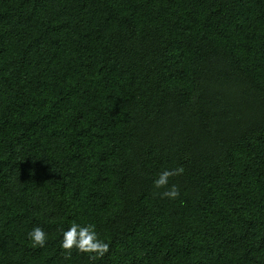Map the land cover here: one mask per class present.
Segmentation results:
<instances>
[{
  "label": "trees",
  "instance_id": "obj_1",
  "mask_svg": "<svg viewBox=\"0 0 264 264\" xmlns=\"http://www.w3.org/2000/svg\"><path fill=\"white\" fill-rule=\"evenodd\" d=\"M0 264H264V0H0Z\"/></svg>",
  "mask_w": 264,
  "mask_h": 264
},
{
  "label": "clouds",
  "instance_id": "obj_2",
  "mask_svg": "<svg viewBox=\"0 0 264 264\" xmlns=\"http://www.w3.org/2000/svg\"><path fill=\"white\" fill-rule=\"evenodd\" d=\"M183 172V167L165 168L153 179V187L164 189L161 193L163 197L176 199L180 195L179 189L175 184L169 185V179ZM26 239L33 248H44L48 243V233L43 227L36 226L27 232ZM59 247L66 257L71 256L75 249L78 254H87V258L93 262L110 253L109 242L101 238L96 225L91 222H72L68 227L62 228Z\"/></svg>",
  "mask_w": 264,
  "mask_h": 264
}]
</instances>
